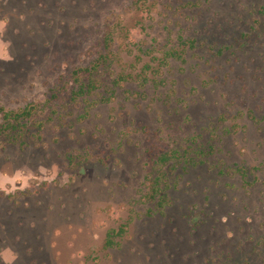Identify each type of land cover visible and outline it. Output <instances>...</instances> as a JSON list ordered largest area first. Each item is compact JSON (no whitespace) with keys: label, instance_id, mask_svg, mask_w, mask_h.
<instances>
[{"label":"rangeland","instance_id":"374dc122","mask_svg":"<svg viewBox=\"0 0 264 264\" xmlns=\"http://www.w3.org/2000/svg\"><path fill=\"white\" fill-rule=\"evenodd\" d=\"M30 105L35 139L0 138V264H264V0H0V121ZM173 148L161 213L144 183Z\"/></svg>","mask_w":264,"mask_h":264},{"label":"trees","instance_id":"16d2710c","mask_svg":"<svg viewBox=\"0 0 264 264\" xmlns=\"http://www.w3.org/2000/svg\"><path fill=\"white\" fill-rule=\"evenodd\" d=\"M186 44V42H184ZM104 51L100 54L98 59L92 66L80 67L74 70L73 78L76 87L71 91L72 100H77L80 97L90 96L96 94L98 89L101 88L100 75L103 69L110 66L113 62L114 52L112 47L114 45V35L108 33L103 41ZM194 47V42L191 43ZM168 58L183 59L182 55L176 51L166 53ZM111 61V62H109ZM131 74H121L114 80V86H122L128 82L133 81ZM87 81H86V80ZM146 80V79H145ZM114 93V91H113ZM112 93V94H113ZM131 93V91H128ZM55 94V98H56ZM107 100V99H106ZM36 106L30 105L19 110H6L1 108L3 120L0 121V138L6 137L11 143H19L20 145H27L28 141L38 135L43 128V122H35L33 116L36 112ZM36 129V130H35ZM35 130V131H34ZM213 147L209 151L199 150L200 155L206 153H213ZM183 153L179 149L166 150L154 160V165L149 169V173L145 178V186H149V191L142 194L144 201L155 202L159 206V211L164 212L165 207L169 204V190L176 187L177 183V169L182 165ZM185 156V155H184ZM74 161V159L72 160ZM188 166L194 164L191 158L186 160ZM187 171V166L183 167ZM123 229L116 231L115 229L109 232L108 245H114L112 238L120 235Z\"/></svg>","mask_w":264,"mask_h":264}]
</instances>
